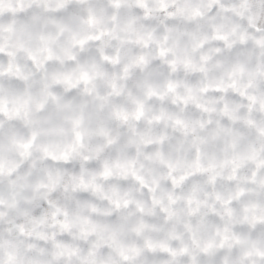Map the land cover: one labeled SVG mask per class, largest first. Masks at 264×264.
<instances>
[{"label": "clouds", "instance_id": "clouds-1", "mask_svg": "<svg viewBox=\"0 0 264 264\" xmlns=\"http://www.w3.org/2000/svg\"><path fill=\"white\" fill-rule=\"evenodd\" d=\"M0 264H264V0H0Z\"/></svg>", "mask_w": 264, "mask_h": 264}]
</instances>
